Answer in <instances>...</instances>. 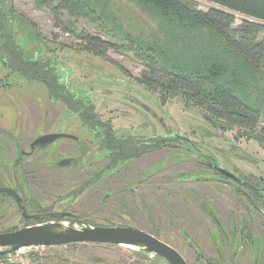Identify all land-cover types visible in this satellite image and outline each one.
<instances>
[{
	"label": "rangeland",
	"instance_id": "1",
	"mask_svg": "<svg viewBox=\"0 0 264 264\" xmlns=\"http://www.w3.org/2000/svg\"><path fill=\"white\" fill-rule=\"evenodd\" d=\"M141 1L72 0L71 6H82L77 15L57 8L61 0H1L0 42H15L27 60L49 63L60 84L85 108L92 105L96 117L109 123L116 137L139 141L169 132L200 148V155L210 153L228 170L232 164L239 174L264 177L260 164H264V51L258 67L244 74L247 86L242 83L234 89L239 88L237 95L249 108L250 119L256 117L254 128L212 118L225 125L218 129L205 118L209 114L204 106L183 95L151 90L138 81L153 57L152 47L163 42L157 21L143 12ZM179 2L202 12L215 7L205 0ZM241 19L236 15L230 29H237ZM86 37L104 42V57L85 48ZM253 40L264 49V33ZM0 132V147L4 142L6 149L11 138L26 145L47 134H67L92 144L96 153L87 155L82 165L58 167L63 159L54 164L58 158L73 156L76 146L66 138L39 147L28 160V197L47 213L68 211L91 224L133 226L174 248L187 264H203L204 259L217 256L214 241L218 247L219 234L204 205L216 212L226 231L230 223L236 231L241 220H248L250 232L264 237L259 212L240 208L232 187L211 176L181 140H168L157 151L113 167L103 150L93 146L94 137L81 125L78 113L54 102L43 83L11 75L1 63ZM8 154L0 149L3 165L10 161ZM256 204L264 208L263 199ZM17 218L8 205L0 207V233L22 228ZM243 234L249 237V232ZM232 243L237 251L240 241ZM254 243L245 244V264L249 255L252 260L259 257L261 246ZM28 253L42 264H154L134 250L108 244L78 243Z\"/></svg>",
	"mask_w": 264,
	"mask_h": 264
},
{
	"label": "trees",
	"instance_id": "2",
	"mask_svg": "<svg viewBox=\"0 0 264 264\" xmlns=\"http://www.w3.org/2000/svg\"><path fill=\"white\" fill-rule=\"evenodd\" d=\"M71 1L61 0L62 5L57 8L68 12L74 10L80 15L82 6H71ZM205 1L215 7L202 12L179 0L140 2L143 12L157 21L163 42L161 47H152L153 57L138 81L151 90L183 95L185 99L204 106L209 114L205 117L213 125L223 126L212 119L215 118L252 129L256 117L250 119L249 108L237 95L239 88L234 89L242 83L247 86L244 74L255 70L262 59L263 45L253 38L264 33V0ZM236 15L242 17L241 23L237 29L231 30ZM85 41L86 49L97 56H105L103 41L97 37H86ZM0 63L11 75L43 83L54 102L62 103L70 113H78L81 125L93 134L94 140L100 144L98 147L110 157L113 167L122 166L125 161L137 158L149 149L145 147L141 151L130 137H116L111 125L96 117L92 105L85 108L66 85L60 84L49 63L27 60L23 48L15 42H0ZM262 131L264 133V127ZM166 143L167 140H162L159 146ZM136 253L154 264H168L160 257L149 258L150 254Z\"/></svg>",
	"mask_w": 264,
	"mask_h": 264
},
{
	"label": "flooded vegetation",
	"instance_id": "3",
	"mask_svg": "<svg viewBox=\"0 0 264 264\" xmlns=\"http://www.w3.org/2000/svg\"><path fill=\"white\" fill-rule=\"evenodd\" d=\"M160 122V121H159ZM218 129H224L223 126H217ZM169 130H167L168 132ZM1 133V132H0ZM93 135V134H92ZM10 137L6 133V137ZM11 138V137H10ZM125 138V137H124ZM128 138V137H127ZM12 142L10 143V147L6 149L4 142L2 143V146L0 149L3 150V154L6 150L9 152V163L8 165H3V160H5V157L0 156V177H2V182L0 184V207L8 205V207L13 210V213L15 214V218L18 216L17 221L21 224L20 226L28 227L31 226L30 223L32 222H41V223H48V222H60V221H83L88 223L86 220L78 218L76 215H74L72 212L68 211H56L55 213H47L44 208H38L34 205L33 202H31V198L28 197L30 194V188L26 181V175L28 172V160L32 158L35 151L38 150L39 147H36L34 150L31 149V143H28L26 145H23L21 142H17L14 138H11ZM10 139V140H11ZM71 140V139H70ZM162 140H172V141H179L181 140L183 144H186L187 147L190 149V151L193 152L191 156H193L195 159H197L202 166L205 167L206 170L211 172V176H214L217 178L218 182H222L224 184L229 185L232 187V193L236 198V202L238 205H240V208L246 209V212L250 213L252 210L255 212H259V215H261V218L264 221V215L262 214L261 210L264 211V208L257 205L256 203L260 202L261 199L264 200V197L261 195V193H264V177L261 175L255 176L253 174H239L237 172L238 169L234 165L230 164L229 169L225 168L223 165H220L216 163L212 155L211 156H203L200 155V148H196L194 145H192L188 140L182 139L178 135H170L169 132L165 136L160 135H153L151 139L148 140H137L135 139V144L139 145L141 148V151H144L145 147H148L149 149L146 150L143 154H141L137 158H133L131 160H127L124 163L128 161H132L135 159L140 158L141 156L149 153L157 151L161 148L160 141ZM75 147V151L71 154L73 156H63L61 158H58L54 164L59 160H72L69 166H78L82 165L84 163V159L87 155H94L96 152L91 147L92 144H87L82 141H74L72 140ZM180 142V141H179ZM168 143V142H167ZM100 144L98 142H94L93 146L98 147ZM46 147V146H45ZM150 147H154V149H151ZM42 150V149H40ZM202 150V149H201ZM204 151V150H203ZM43 156L47 155L45 148L44 151L41 152ZM200 153V154H199ZM208 153V152H206ZM68 158V159H65ZM109 161H110V157ZM3 159V160H2ZM7 161V160H6ZM111 163V162H110ZM123 163V164H124ZM260 164L264 165L260 162ZM66 167V168H67ZM255 169L258 168L257 162H255ZM222 168L226 170L229 174L224 175L219 173L216 169ZM19 172V174L17 173ZM106 171H108L106 169ZM19 177V178H18ZM4 189H8L13 191L19 198H20V206L18 205L17 200L10 195V193L3 191ZM204 213L210 220V222L213 225H216L217 227V234L219 236L216 238V240H219L218 247L215 246L214 241V248L217 253L216 259L215 257L212 258H206L203 261V264H217L218 262L221 264H238L246 263V256L247 253L245 251V244L252 245L254 241L257 244H260L261 250L259 251V257L257 256V259L252 260L250 255L248 256L249 264H264L262 263V258H264V237L261 235H256L250 232L248 226L250 222L248 220H241L239 226L236 228V231L233 229V225L230 223V231H226L224 228V225L222 224V221L220 220L219 216L216 214V212L209 208L208 205H204ZM50 216L53 217L54 220L51 221H45L46 217ZM16 220V219H15ZM133 227V226H132ZM247 231L249 232V237L245 236L243 233ZM244 235V236H243ZM238 240L240 243L238 245L240 248H242L243 252H239V249L233 248V240ZM254 243V244H255ZM227 255L225 254V251ZM227 258V260H226ZM238 258V260L236 259ZM215 259V261H214Z\"/></svg>",
	"mask_w": 264,
	"mask_h": 264
},
{
	"label": "water",
	"instance_id": "4",
	"mask_svg": "<svg viewBox=\"0 0 264 264\" xmlns=\"http://www.w3.org/2000/svg\"><path fill=\"white\" fill-rule=\"evenodd\" d=\"M145 109L147 110V108ZM59 138L79 141L77 137L67 134H47L32 141L31 149L45 147ZM71 162L72 160H62L57 166L67 167ZM216 170L224 175L229 176L230 174L222 168H217ZM3 191L10 193L20 206V198L13 191L8 189ZM20 208L22 207L20 206ZM78 243L116 245L160 257L168 264H187L174 248L140 229L127 225L104 226L83 221L39 222L28 227L0 233V256L19 250Z\"/></svg>",
	"mask_w": 264,
	"mask_h": 264
},
{
	"label": "built area",
	"instance_id": "5",
	"mask_svg": "<svg viewBox=\"0 0 264 264\" xmlns=\"http://www.w3.org/2000/svg\"><path fill=\"white\" fill-rule=\"evenodd\" d=\"M36 249V248H35ZM31 250H19L14 253L6 254L0 258V264H42L38 258L29 255Z\"/></svg>",
	"mask_w": 264,
	"mask_h": 264
}]
</instances>
